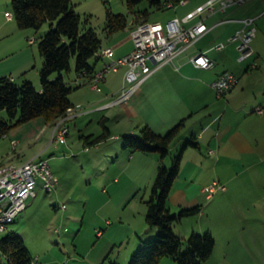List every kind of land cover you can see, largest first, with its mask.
Segmentation results:
<instances>
[{
	"label": "rangeland",
	"instance_id": "obj_1",
	"mask_svg": "<svg viewBox=\"0 0 264 264\" xmlns=\"http://www.w3.org/2000/svg\"><path fill=\"white\" fill-rule=\"evenodd\" d=\"M194 1L191 0L190 4ZM71 2L80 18H86L84 24L92 27L102 41L106 35L104 19L107 10L123 14L126 18L124 28L129 31L135 22L142 19L138 15L145 10L147 21L152 25H163L172 11L165 6H150L147 0H141L131 8L127 6L126 0ZM244 5L234 15L255 16L261 10L256 7L241 13ZM5 11L11 13L10 0H0V59L7 58L0 67L16 72L25 61L27 76L38 77L37 69L42 58L36 42L49 25L45 22L37 30L20 28L12 16L6 19ZM254 25L257 32L250 42L253 52L247 60H236V43L220 51L222 56L219 62L226 64L238 79L231 90L218 96L222 100L245 82L250 88L249 91L256 96L254 99L250 93L248 101L264 105V17L257 18ZM240 27V23L233 22L218 25L197 44L207 47L224 42L227 36ZM231 30L233 32L225 36ZM3 31L5 33L1 34ZM208 52L212 54L214 51ZM220 63L215 62L211 68L200 73L182 71L181 75L185 76L184 81L197 76L207 80ZM8 71L5 74L9 76ZM11 75L16 78L15 82L24 78L23 74ZM74 77L70 64L64 78L71 84L70 80ZM204 84L202 83L198 93L214 98V92ZM34 85L37 86V83ZM245 106L240 110L249 111L250 105ZM240 110L238 121L235 122L238 127L246 125L244 112ZM229 111L230 108L226 107V117L229 116ZM78 115V118L66 121L67 133L64 142H55L52 132L50 137V129L42 130L36 136L31 134L40 119H43L42 116L11 126L5 134H0V161L16 163L39 155L47 159L57 177L56 186L51 192L46 193L37 188L36 195L26 200V207L9 228L22 238L32 256H38L40 264H127L131 252L137 247L138 237H152L148 236L150 227L144 221L145 199L155 176L156 165H170V151L162 160L157 153V157L153 158L146 154L148 152L139 151L130 159V150L121 147V134L116 139L106 134L95 146L85 140V137L102 135L105 128L111 125L105 120L101 123L99 115L89 114L84 110H79ZM0 116H5L3 111H0ZM54 123L49 122L51 128ZM184 131V127H181L180 134H184ZM176 139L178 138L173 141ZM12 141L16 144L12 145ZM85 146L87 149H84ZM173 147L172 143L171 150ZM176 148L172 154L177 152L179 145ZM242 163L245 162L237 165ZM191 164L190 161H182V170L175 180V185H182L180 183L184 182L189 197L195 195V189L200 188L203 181L197 175L198 171L195 173V170H187L186 167ZM253 166L258 172L254 177L241 173L233 181L220 182L215 179L224 188L212 192L210 200L205 199L204 194L196 197L202 205L201 214L194 213L174 223L173 230L181 239V249H184V240L191 228L195 232L199 230L198 233L205 230L203 226L209 228L214 237V246L202 264H264V156H258L253 161ZM251 183L250 188L248 184ZM225 187L226 191H222ZM168 206L170 207L169 204ZM170 208L171 212L179 209L175 205ZM160 264L177 263L170 257L162 256Z\"/></svg>",
	"mask_w": 264,
	"mask_h": 264
},
{
	"label": "crops",
	"instance_id": "obj_2",
	"mask_svg": "<svg viewBox=\"0 0 264 264\" xmlns=\"http://www.w3.org/2000/svg\"><path fill=\"white\" fill-rule=\"evenodd\" d=\"M163 1L165 0H162V3ZM204 1L205 0H195L193 4H190L191 0H186L183 4L176 3L172 6L165 7L172 9L171 14L169 15L171 18L182 17L185 13L191 11ZM244 4L227 7L224 11L216 10L211 13L204 11L185 22L184 24L189 26L198 20H202L209 29L183 53L175 58L174 63L176 68L171 64H164L156 69L141 84L138 91L128 101L107 107L103 106L104 103H106V101L118 90L122 81V75L125 69L124 66H121L117 71L110 72L106 75L105 80L100 84V91L92 90L86 83L87 77H81L80 79L83 83L74 88L69 94L71 108L73 109L72 116L69 119L74 117L78 118L79 110H84V112H89V114H97V116L99 115L100 117L101 123L105 120L107 124L111 125L110 127L107 126L106 130L109 137L114 139L124 133L135 134L145 124L156 132L163 133L176 122L183 120L182 127H184L186 131L183 132L184 134H180L179 132L178 139L173 141L174 147L172 150L171 148L169 150L170 155L173 153L172 151H175L174 149H177V145L180 146V143L185 140L189 133H194V139L197 141V146L193 147L188 145L184 148L177 176H179V173L182 170V161H190L192 164L186 167L187 170H195V173L198 171L197 175L201 177L203 181L201 182L202 184L200 188L195 189V195L189 197L187 190L184 188V182L180 183L182 185H175L176 176L173 180L167 200L170 207L173 205L176 207L178 206V208L199 205L200 211L198 214H201L202 205L198 202L196 197L198 195L200 196V194H204L205 199L210 200L211 198V196H206L202 190L204 185L215 179L220 182L233 181V179H237L239 177L238 175L241 173L244 175L247 174L248 177L258 175L257 169L253 166V161L257 159L258 156H264V105H259L258 103L255 104V101H248V97L252 92L249 91L250 88L245 82L236 90L229 92L225 100L220 99V97L216 95L212 98L207 96L204 97V95L198 93L202 83H205L204 85L211 89L209 87L210 80L215 78L223 70H228L232 73L234 72L229 70V68L225 66L226 64L219 62L221 61L220 58L222 56L220 51L225 50L227 46L232 43L228 42L221 50H215L211 48V44L206 47L198 45L197 42L206 33L218 25L232 22L240 23L238 19L244 17V15L237 16L234 14L235 11L243 5L244 7L241 13H245V11L256 7L261 8V10L264 9V0H247ZM163 7L164 6L160 8ZM147 17L148 16L146 15V18ZM259 17L264 16H258L257 18ZM232 32L233 31L231 30L225 36ZM4 33L5 31L1 32V34ZM101 46H111L115 56L129 52L132 49L129 30L123 28L111 33H106L104 40H101ZM197 50H204L207 54H209V50L214 51L209 55L215 60V62H217V64L220 63L221 65L217 66L214 73L210 75L207 80H203L199 78L200 76H197L195 79L190 78L184 81L185 78L183 77L185 76L181 75L182 71H194L195 73L205 71L204 68H198L192 65L187 58L190 53ZM6 60V57L1 58L0 64ZM105 60V58L97 57L96 59L92 58L90 62L93 69L96 70L101 67ZM23 63L22 66H20V69L16 72H13V70L10 69L8 71L5 67H0V76H7L15 80L16 78L11 74H23L24 78L31 80L34 84L37 83V86L33 85L39 89L40 84L38 77H36V75L27 76L25 68L27 63H25V61ZM7 71L10 73L9 76L5 74ZM199 92L201 93V91ZM252 94L255 99V94ZM249 105V111L240 110L243 106L248 107ZM226 107L227 109L230 108L228 117H226L225 114ZM257 108L261 109V112H258L256 110ZM239 110L244 112L243 119L246 121V125L242 127H238V124L235 125V122L238 121ZM48 129H50L51 137L52 128L50 127L49 122L40 119L38 126L35 130L31 131V134L36 136L38 132H41L42 130L47 131ZM37 137L40 138V136ZM202 147L204 148L203 150ZM129 152H131V154H129V158L131 159L133 158V154L136 156L138 151ZM146 154H150L153 158L157 157L154 152H148ZM22 161L23 160H20L16 163ZM239 162L245 163L237 165ZM2 163L5 162L0 161V164ZM209 178H211L209 181H205V179ZM256 184L259 183L256 181ZM250 185H252V183L248 184L251 188L252 186ZM222 191H226V187ZM192 192H194V189ZM170 207L169 209L171 210ZM203 227L205 230H209L208 227ZM191 229L195 231L193 228ZM197 231L199 232V230Z\"/></svg>",
	"mask_w": 264,
	"mask_h": 264
},
{
	"label": "trees",
	"instance_id": "obj_3",
	"mask_svg": "<svg viewBox=\"0 0 264 264\" xmlns=\"http://www.w3.org/2000/svg\"><path fill=\"white\" fill-rule=\"evenodd\" d=\"M140 1L126 0V4L131 8ZM147 2L156 8L164 6L161 0ZM10 4L12 18L18 27L37 30L45 22L49 27L36 42L42 58L37 70L40 88L26 78L15 82L10 77L0 76V111L5 114L0 116V134L38 116L50 122L65 113L71 107L69 94L79 85L69 84L64 73L72 64L75 76L84 73L89 77L95 71L90 60L97 58L95 53L101 47V38L92 27L84 24L86 18H80L71 0H10ZM146 15V10L138 15L142 17L138 22L147 20ZM125 25L123 14L106 11V33L121 30ZM182 126L183 120H180L165 132L158 133L145 124L135 134H122L121 147L130 151L154 152L162 160L169 154L170 145ZM103 133L92 138L86 136L85 140L94 145L108 135L106 128ZM194 138V133L188 134L177 152L170 155L169 166L162 163L157 166L145 199L144 213V221L150 227L148 236L152 237H138L137 247L131 252L127 264H160L162 256L172 258L177 264H202L211 254L214 237L209 230L202 233L190 231L184 240V249H181V239L173 230L174 223L182 217L199 213V205L183 206L171 212L167 203L184 148L197 146ZM32 258L22 238L12 229L1 235L0 264H31Z\"/></svg>",
	"mask_w": 264,
	"mask_h": 264
},
{
	"label": "built area",
	"instance_id": "obj_4",
	"mask_svg": "<svg viewBox=\"0 0 264 264\" xmlns=\"http://www.w3.org/2000/svg\"><path fill=\"white\" fill-rule=\"evenodd\" d=\"M186 0H165L166 7L176 3L183 4ZM247 0H205L182 17H173L166 20L163 25H152L147 20L136 23L129 31L132 49L119 56H115L111 46H101L95 55L105 58L100 68L96 69L86 83L95 91H100V84L105 80L106 75L115 72L119 67L124 66L121 84L112 97H110L104 107L114 104H121L128 101L140 88L141 84L159 67L164 64H171L174 68L175 58L190 47L200 38L209 27L202 20L186 26L184 23L194 18L204 11L214 12L224 11L227 7L239 6ZM7 19L12 14L4 12ZM264 16V9L258 15L244 16L238 19L241 24L229 35L224 42H217L211 46L215 50H221L226 43H236L238 51L237 61L247 60L252 55L250 42L255 36V19ZM188 60L198 68L208 69L215 64V60L207 55L204 50H197L187 56ZM81 74L75 76L71 81L73 85H81ZM234 73L223 70L215 78L210 80L209 87L216 96H222L231 90L237 83ZM261 112V109H256ZM73 109L67 108L65 113L54 120L52 126V137L55 142L66 140V121L72 116ZM52 139V138H51ZM15 145V141H12ZM87 149V146L84 147ZM39 179V181H38ZM57 183V177L52 172L47 159L39 155L33 156L19 163L5 162L0 164V237L9 231V225L15 221L19 213L26 207V200L36 195L37 188L44 192H51ZM224 185L212 181L202 187L207 196L217 189H223ZM31 264H40L37 255L33 256Z\"/></svg>",
	"mask_w": 264,
	"mask_h": 264
}]
</instances>
